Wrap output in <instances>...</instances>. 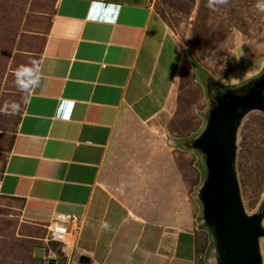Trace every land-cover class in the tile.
Listing matches in <instances>:
<instances>
[{
  "label": "crops",
  "instance_id": "crops-1",
  "mask_svg": "<svg viewBox=\"0 0 264 264\" xmlns=\"http://www.w3.org/2000/svg\"><path fill=\"white\" fill-rule=\"evenodd\" d=\"M154 2L54 0L0 195L29 222L81 218L66 264H199L200 206L176 160L189 140L162 126L187 58Z\"/></svg>",
  "mask_w": 264,
  "mask_h": 264
},
{
  "label": "rangeland",
  "instance_id": "rangeland-1",
  "mask_svg": "<svg viewBox=\"0 0 264 264\" xmlns=\"http://www.w3.org/2000/svg\"><path fill=\"white\" fill-rule=\"evenodd\" d=\"M261 2L227 0L212 7L209 0L154 2L187 58L179 109L162 126L166 132L184 134L189 140L187 148L177 146L176 160L200 206V224L203 208L198 195L208 171L205 159L190 148V141L205 130L217 97L240 95L247 85H253V79L263 76ZM54 13V0H0V177L30 91L18 87L16 72L38 62ZM243 81L247 83L240 84ZM235 169L246 214L260 213L264 208V112L260 110L249 111L239 121ZM202 230L198 263L217 264L214 231L204 220ZM259 250L264 264V236L259 239ZM50 259L66 264L62 246L48 240L45 225L22 217L20 203L0 195V264H48Z\"/></svg>",
  "mask_w": 264,
  "mask_h": 264
},
{
  "label": "water",
  "instance_id": "water-1",
  "mask_svg": "<svg viewBox=\"0 0 264 264\" xmlns=\"http://www.w3.org/2000/svg\"><path fill=\"white\" fill-rule=\"evenodd\" d=\"M203 133L190 147L205 159L207 176L199 191L203 220L214 231L217 264H262L259 239L264 236L260 213L248 216L236 175L239 121L252 110L264 112V77L240 95L216 98ZM81 263L89 262L81 257ZM48 264H57L50 259Z\"/></svg>",
  "mask_w": 264,
  "mask_h": 264
},
{
  "label": "built area",
  "instance_id": "built-area-1",
  "mask_svg": "<svg viewBox=\"0 0 264 264\" xmlns=\"http://www.w3.org/2000/svg\"><path fill=\"white\" fill-rule=\"evenodd\" d=\"M45 227L49 241L60 246H72L75 236L82 229V220L76 215L57 213Z\"/></svg>",
  "mask_w": 264,
  "mask_h": 264
},
{
  "label": "clouds",
  "instance_id": "clouds-1",
  "mask_svg": "<svg viewBox=\"0 0 264 264\" xmlns=\"http://www.w3.org/2000/svg\"><path fill=\"white\" fill-rule=\"evenodd\" d=\"M226 4L227 0H209V6L212 7L214 4ZM261 10H264V0L258 5ZM38 62H33L31 66H22L16 72V82L18 87L22 91L34 89L40 84V69L37 67ZM26 102V100H25ZM15 107V105L13 106ZM104 227H107L105 224Z\"/></svg>",
  "mask_w": 264,
  "mask_h": 264
},
{
  "label": "trees",
  "instance_id": "trees-1",
  "mask_svg": "<svg viewBox=\"0 0 264 264\" xmlns=\"http://www.w3.org/2000/svg\"><path fill=\"white\" fill-rule=\"evenodd\" d=\"M53 243V242H52ZM54 244H56V245H58L57 243H54ZM60 246V245H59Z\"/></svg>",
  "mask_w": 264,
  "mask_h": 264
},
{
  "label": "flooded vegetation",
  "instance_id": "flooded-vegetation-1",
  "mask_svg": "<svg viewBox=\"0 0 264 264\" xmlns=\"http://www.w3.org/2000/svg\"><path fill=\"white\" fill-rule=\"evenodd\" d=\"M263 77H264V75H263Z\"/></svg>",
  "mask_w": 264,
  "mask_h": 264
}]
</instances>
